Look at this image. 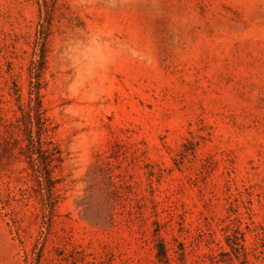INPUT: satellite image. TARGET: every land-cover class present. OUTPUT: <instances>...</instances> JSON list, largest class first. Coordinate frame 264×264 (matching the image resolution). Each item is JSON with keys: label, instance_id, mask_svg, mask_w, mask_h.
<instances>
[{"label": "rangeland", "instance_id": "rangeland-1", "mask_svg": "<svg viewBox=\"0 0 264 264\" xmlns=\"http://www.w3.org/2000/svg\"><path fill=\"white\" fill-rule=\"evenodd\" d=\"M41 48L59 194L0 166V264H264V0H0L8 121Z\"/></svg>", "mask_w": 264, "mask_h": 264}, {"label": "trees", "instance_id": "trees-1", "mask_svg": "<svg viewBox=\"0 0 264 264\" xmlns=\"http://www.w3.org/2000/svg\"><path fill=\"white\" fill-rule=\"evenodd\" d=\"M46 63L47 52L41 48L33 63L34 79L30 99L28 103L19 104L21 114L8 121L0 106V166L17 159H27L37 171V179L43 186L41 191L43 200L49 205L52 199L55 201L58 199L59 178L55 171L63 164L65 155L61 145L50 135L55 126L41 97L39 82L42 80ZM18 96L21 100L19 92ZM158 246L159 260L170 262L166 245L162 240Z\"/></svg>", "mask_w": 264, "mask_h": 264}]
</instances>
